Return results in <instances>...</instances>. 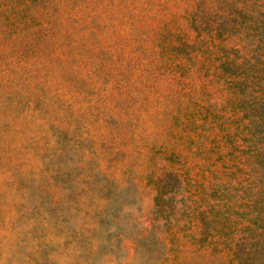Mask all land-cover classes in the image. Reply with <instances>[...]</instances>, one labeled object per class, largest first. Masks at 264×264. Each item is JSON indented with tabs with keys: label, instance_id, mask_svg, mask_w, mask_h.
Wrapping results in <instances>:
<instances>
[{
	"label": "rangeland",
	"instance_id": "1",
	"mask_svg": "<svg viewBox=\"0 0 264 264\" xmlns=\"http://www.w3.org/2000/svg\"><path fill=\"white\" fill-rule=\"evenodd\" d=\"M263 3L0 0V264H264L223 71Z\"/></svg>",
	"mask_w": 264,
	"mask_h": 264
},
{
	"label": "trees",
	"instance_id": "2",
	"mask_svg": "<svg viewBox=\"0 0 264 264\" xmlns=\"http://www.w3.org/2000/svg\"><path fill=\"white\" fill-rule=\"evenodd\" d=\"M261 8L263 12L257 13L258 18L255 17L244 25L248 31H245L246 34L260 49L253 52L250 58H243L241 64L228 63L223 71L231 79L228 90L237 99L235 111L241 112L242 119L247 121V140L255 145V152L249 155L248 166L250 172L257 176L262 187L260 191L264 193V3ZM176 182L178 184L177 180ZM253 226L258 228L257 220L253 222ZM234 254L235 259L242 262L245 257L244 245L239 242Z\"/></svg>",
	"mask_w": 264,
	"mask_h": 264
}]
</instances>
